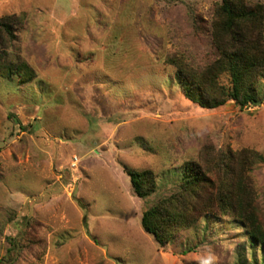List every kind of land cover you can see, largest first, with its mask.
<instances>
[{"label":"rangeland","instance_id":"rangeland-1","mask_svg":"<svg viewBox=\"0 0 264 264\" xmlns=\"http://www.w3.org/2000/svg\"><path fill=\"white\" fill-rule=\"evenodd\" d=\"M220 2L0 0L16 33L0 39V64L33 72L0 76V264H264L230 214L200 217L164 246L140 224L187 161L264 158V81L256 104L205 109L170 80L167 58L202 68L216 57ZM244 165L264 230V162ZM124 168L150 171L155 191L138 197Z\"/></svg>","mask_w":264,"mask_h":264},{"label":"trees","instance_id":"trees-1","mask_svg":"<svg viewBox=\"0 0 264 264\" xmlns=\"http://www.w3.org/2000/svg\"><path fill=\"white\" fill-rule=\"evenodd\" d=\"M263 31L262 4L221 0L211 23L216 57L202 68L181 57H169L165 62L174 68L170 80L188 100L205 109L218 108L230 100L239 107L258 103L263 95L260 83L264 81ZM3 34L10 42L16 39L14 24L7 18H0V39ZM0 76L10 81L13 78L30 80L33 72L23 63H1ZM246 161L264 162V158L255 151L228 150L215 157L207 155L202 165L187 161L181 168L177 189L142 213V229L159 246H164L173 241L178 229L194 224L200 217L230 214L243 223L250 245L260 244L264 250V230L256 216L247 176L242 172ZM124 171L138 197L155 191L156 183L150 171L129 168ZM12 258L13 253L9 254V259Z\"/></svg>","mask_w":264,"mask_h":264}]
</instances>
